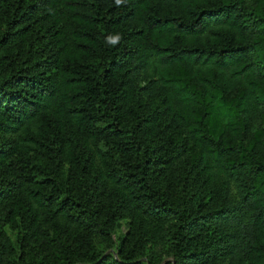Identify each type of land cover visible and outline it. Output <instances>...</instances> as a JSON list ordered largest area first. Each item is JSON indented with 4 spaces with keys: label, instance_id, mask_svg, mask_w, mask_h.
I'll return each mask as SVG.
<instances>
[{
    "label": "trees",
    "instance_id": "16d2710c",
    "mask_svg": "<svg viewBox=\"0 0 264 264\" xmlns=\"http://www.w3.org/2000/svg\"><path fill=\"white\" fill-rule=\"evenodd\" d=\"M0 134V264H264V0H0Z\"/></svg>",
    "mask_w": 264,
    "mask_h": 264
},
{
    "label": "rangeland",
    "instance_id": "374dc122",
    "mask_svg": "<svg viewBox=\"0 0 264 264\" xmlns=\"http://www.w3.org/2000/svg\"><path fill=\"white\" fill-rule=\"evenodd\" d=\"M4 137H6L3 134H0V140H2ZM127 230V219H122L120 225L118 226L114 238L115 242L117 243L119 241V238L126 232ZM98 246L99 248H102L104 250V253L108 252H115V243L113 246L108 247L107 243L105 241L98 239ZM149 253L157 254L159 256H164V261L161 264H164L166 260L171 259V255L169 254V247H168V241L164 236L155 238L150 244L147 249Z\"/></svg>",
    "mask_w": 264,
    "mask_h": 264
},
{
    "label": "clouds",
    "instance_id": "9594fccd",
    "mask_svg": "<svg viewBox=\"0 0 264 264\" xmlns=\"http://www.w3.org/2000/svg\"><path fill=\"white\" fill-rule=\"evenodd\" d=\"M117 3H119V0H117Z\"/></svg>",
    "mask_w": 264,
    "mask_h": 264
}]
</instances>
